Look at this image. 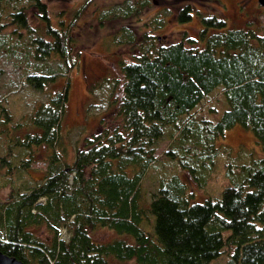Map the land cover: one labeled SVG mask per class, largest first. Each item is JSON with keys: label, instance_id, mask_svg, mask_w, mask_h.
Masks as SVG:
<instances>
[{"label": "trees", "instance_id": "1", "mask_svg": "<svg viewBox=\"0 0 264 264\" xmlns=\"http://www.w3.org/2000/svg\"><path fill=\"white\" fill-rule=\"evenodd\" d=\"M149 2L119 1L98 17H138ZM190 11L198 18L195 35L183 29L179 38L157 43L153 30L164 24L158 13L142 21L137 41L127 28L125 36H115L137 48L119 63L115 121L84 134L70 157L58 128L68 78L23 119H15L5 104L17 85L3 81L0 130L6 146L0 167L5 174L16 166L25 169L38 146L45 165L40 177L23 188L10 185L0 199V251L26 264H209L218 256L219 264H264V157L241 143L232 149L218 141L239 124L264 155V31L226 27L222 16L190 2L173 14L185 22ZM6 24L11 28L0 36L9 40L0 39V49H24L20 82L40 90L65 74L73 38L62 18L52 22L44 0H0V30ZM50 57L64 70L36 62ZM165 133L163 153L198 186L213 176L220 160L223 180L215 194L192 200L186 183L172 172L143 197L141 178ZM8 141L26 150L13 165ZM146 213L149 227L143 225ZM42 223L44 236L36 230ZM97 225L115 236L95 240L90 232Z\"/></svg>", "mask_w": 264, "mask_h": 264}, {"label": "rangeland", "instance_id": "2", "mask_svg": "<svg viewBox=\"0 0 264 264\" xmlns=\"http://www.w3.org/2000/svg\"><path fill=\"white\" fill-rule=\"evenodd\" d=\"M44 1L52 22L62 18L69 24L70 34L73 38L70 47V66L65 74L57 76L55 83L46 84L43 89L36 90L30 88L28 84L20 82L18 77L20 73L19 56L24 49L15 46L9 47L5 51L0 49V93L3 92V81L8 83L11 88L14 84L17 85L14 93L5 95V104L13 111L12 115L15 119H23L38 102L46 100L47 92L52 90V87L58 83L62 84L67 77V96L62 119L58 126L60 136L66 145L67 157L71 156L73 147L81 145V138L84 134L115 121L112 110L114 109L113 101L118 99L120 93L119 63L131 59L132 55L137 53L136 44L114 40L116 35L125 36L123 29L131 30L135 41H137L143 28L141 26L142 21L159 13V15L164 16V24L153 30L157 34V43L179 38L183 29L186 33L195 35L199 25L196 13L190 11V18L185 22L177 21L173 14L185 2H190L204 12L213 11L222 16L226 27L243 26L251 28L256 33H261L264 28V6L259 5L256 0H149V5L141 11L138 17L110 16L101 20L98 17V12H101V9H109L119 1L127 2L128 0ZM18 2L15 1L11 6L17 5ZM165 7H168L170 12H164ZM37 25L42 28V23H37ZM10 28V24H6L0 31H9ZM0 39L5 41L4 44L9 40L6 36H0ZM36 62H46L52 70H64L63 65L52 57ZM27 63L33 65L35 62L29 61ZM2 130H0V154L3 153L6 146V139L3 137ZM168 140L169 137L165 133L154 149L156 157L141 178L140 192L143 197L145 199L148 197L160 176L172 172L177 173L186 183L187 189L191 191L192 200L205 197L206 192L215 194L223 180L221 178L220 160L217 163L216 171L212 174L213 176H208L204 186H198L184 169L163 153ZM218 141L229 145L232 149L241 143V145L254 149L258 155L264 157L258 150L251 132L239 124H234L225 129ZM10 145L9 163L13 165L24 157L26 150L21 146V148L16 147L12 142ZM35 151L37 152L36 158L29 161L25 169L20 166L12 168L9 173L11 178H8L9 174L4 173L5 166L0 167V199L4 198L10 185L23 188L33 181L32 177L41 176L45 165V161L42 160L44 149L42 146H38ZM147 217V222L143 223L145 227L150 225L149 214ZM36 230L40 236L46 235L47 229L43 223L39 224ZM61 231L64 233V228H61ZM90 233L95 240H106L115 236L114 231L100 225L94 227ZM221 260L222 257L218 256L209 264H219Z\"/></svg>", "mask_w": 264, "mask_h": 264}, {"label": "water", "instance_id": "3", "mask_svg": "<svg viewBox=\"0 0 264 264\" xmlns=\"http://www.w3.org/2000/svg\"><path fill=\"white\" fill-rule=\"evenodd\" d=\"M256 2L259 5L264 6V0H256ZM263 31H264V28H263ZM0 264H26V263L22 262L20 259L12 255H8L0 251Z\"/></svg>", "mask_w": 264, "mask_h": 264}, {"label": "built area", "instance_id": "4", "mask_svg": "<svg viewBox=\"0 0 264 264\" xmlns=\"http://www.w3.org/2000/svg\"><path fill=\"white\" fill-rule=\"evenodd\" d=\"M61 234H63V232L61 231Z\"/></svg>", "mask_w": 264, "mask_h": 264}]
</instances>
